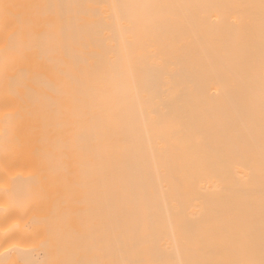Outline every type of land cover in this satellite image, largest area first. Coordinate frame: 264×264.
<instances>
[{
  "label": "bare ground",
  "instance_id": "1",
  "mask_svg": "<svg viewBox=\"0 0 264 264\" xmlns=\"http://www.w3.org/2000/svg\"><path fill=\"white\" fill-rule=\"evenodd\" d=\"M0 264H264V0H0Z\"/></svg>",
  "mask_w": 264,
  "mask_h": 264
}]
</instances>
